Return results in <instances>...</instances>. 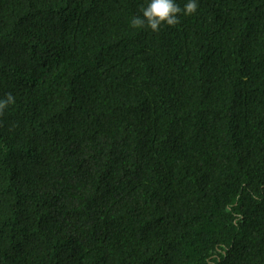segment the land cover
Returning a JSON list of instances; mask_svg holds the SVG:
<instances>
[{
    "label": "trees",
    "instance_id": "trees-1",
    "mask_svg": "<svg viewBox=\"0 0 264 264\" xmlns=\"http://www.w3.org/2000/svg\"><path fill=\"white\" fill-rule=\"evenodd\" d=\"M144 3L0 0V264H264V0Z\"/></svg>",
    "mask_w": 264,
    "mask_h": 264
},
{
    "label": "clouds",
    "instance_id": "clouds-1",
    "mask_svg": "<svg viewBox=\"0 0 264 264\" xmlns=\"http://www.w3.org/2000/svg\"><path fill=\"white\" fill-rule=\"evenodd\" d=\"M198 0H145L140 13L133 15L128 23L133 29L150 30L158 32L161 28L172 27L180 22L181 16H190L197 11ZM15 103L11 93L0 98V112Z\"/></svg>",
    "mask_w": 264,
    "mask_h": 264
}]
</instances>
